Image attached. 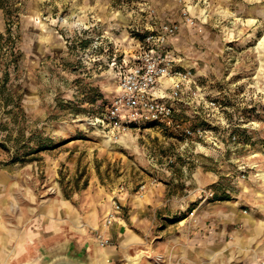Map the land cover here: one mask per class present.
I'll list each match as a JSON object with an SVG mask.
<instances>
[{"label": "rangeland", "instance_id": "rangeland-1", "mask_svg": "<svg viewBox=\"0 0 264 264\" xmlns=\"http://www.w3.org/2000/svg\"><path fill=\"white\" fill-rule=\"evenodd\" d=\"M7 2L0 91L14 97L0 101V198L14 193L41 213L51 201L66 206V247L90 264L96 243L113 250L105 264H243L254 255L250 239L264 240V0H133L177 22L174 64L190 80L171 99L173 127L119 132L94 121L114 89L110 42L127 49L140 36L130 0ZM113 199L127 233L90 227L85 247V214L94 209L105 226ZM127 204L155 215L129 222Z\"/></svg>", "mask_w": 264, "mask_h": 264}, {"label": "built area", "instance_id": "built-area-1", "mask_svg": "<svg viewBox=\"0 0 264 264\" xmlns=\"http://www.w3.org/2000/svg\"><path fill=\"white\" fill-rule=\"evenodd\" d=\"M143 8L154 27L144 31L135 29L140 35L132 36L137 41L135 55L119 52L113 44L106 50L114 93L94 121L102 130L119 132L140 127L158 130L173 127L171 99L183 82L190 80L188 71L178 70L175 66V59L167 47L168 41L177 36L179 25L171 20L155 22V10L146 4ZM166 81L169 82V93L163 87ZM118 211L117 200L113 199L105 226L112 223Z\"/></svg>", "mask_w": 264, "mask_h": 264}, {"label": "crops", "instance_id": "crops-1", "mask_svg": "<svg viewBox=\"0 0 264 264\" xmlns=\"http://www.w3.org/2000/svg\"><path fill=\"white\" fill-rule=\"evenodd\" d=\"M132 7L135 8L131 9L128 13L129 22L132 21L133 26H136L135 29L139 30V28H142L144 31L154 27L150 24L151 22L144 12L146 8H143L140 4H136L135 6L133 1L131 2L130 8ZM150 7L155 9L154 6ZM159 13L160 12L155 10V22L164 20L161 18L162 13H160V15ZM167 15L170 16L171 13L167 12ZM163 16L166 15L163 14ZM176 37L170 39L167 44L174 59L175 44L177 41ZM127 42L125 46L127 49L121 50L115 41L110 43H112L119 52L132 56L135 55L137 50L136 39L130 37ZM108 72L110 73L109 69ZM165 83L166 82H164L163 87L167 89L168 85L165 86ZM111 93L113 96L114 89ZM121 201L122 197H120V203ZM52 203L51 201L49 209L41 213L40 211H35L32 207L27 208L24 199L14 193L7 194V196L0 198V264H31L43 254L52 253L60 249V247L70 246V236H72L73 229H71L69 223L72 222V218H68L66 206L59 207L57 202L56 204ZM155 206L156 204H153V207ZM126 207L129 209L127 211V220L129 222L134 223L139 221L141 216H145L144 218L146 219L147 217L151 218L155 215V210H151V212L146 211L148 210L147 204L137 206L127 204ZM115 221L118 222L114 224L115 226L113 228H109L110 226H104L103 224L100 226L98 212L91 209L88 214H85V247L88 246V244L90 246L94 244V239L90 235V227H99L101 235L109 238H112V235L120 237V235L126 234L127 229L120 224V222H123V224L126 222L119 216V212L116 214ZM250 242L252 245L259 243L256 248L257 251H255L256 253L254 255H249L247 261H245L244 258L241 260L243 264L246 262L248 264H258L260 260H264V240L259 241V237H252ZM242 243L245 244V242H241L240 244L238 242L239 250L242 247ZM232 244L234 245V242ZM110 249V252L107 251L109 255L113 251L111 247Z\"/></svg>", "mask_w": 264, "mask_h": 264}, {"label": "water", "instance_id": "water-1", "mask_svg": "<svg viewBox=\"0 0 264 264\" xmlns=\"http://www.w3.org/2000/svg\"><path fill=\"white\" fill-rule=\"evenodd\" d=\"M139 257L126 260L125 264H138ZM42 264H90L87 258L71 251L68 247H62L46 255Z\"/></svg>", "mask_w": 264, "mask_h": 264}, {"label": "trees", "instance_id": "trees-1", "mask_svg": "<svg viewBox=\"0 0 264 264\" xmlns=\"http://www.w3.org/2000/svg\"><path fill=\"white\" fill-rule=\"evenodd\" d=\"M0 9H2L5 12V14H8L10 9H12V6L8 4L7 0H0ZM14 10H18V8L16 7L14 8ZM13 97L14 96H12L9 92L4 93L3 91H0V101L4 106L13 103Z\"/></svg>", "mask_w": 264, "mask_h": 264}, {"label": "bare ground", "instance_id": "bare-ground-1", "mask_svg": "<svg viewBox=\"0 0 264 264\" xmlns=\"http://www.w3.org/2000/svg\"><path fill=\"white\" fill-rule=\"evenodd\" d=\"M87 125L89 126H93V123H87ZM110 140L107 139L106 140V143H108ZM96 251H95V254H96V262L98 264H105L107 262V258H108V254H107V249L103 248L102 246H100L99 243H96Z\"/></svg>", "mask_w": 264, "mask_h": 264}]
</instances>
